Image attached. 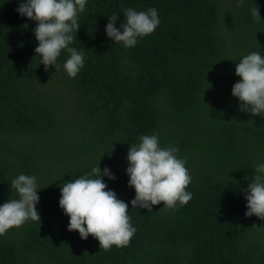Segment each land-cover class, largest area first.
Wrapping results in <instances>:
<instances>
[{"label":"trees","instance_id":"trees-1","mask_svg":"<svg viewBox=\"0 0 264 264\" xmlns=\"http://www.w3.org/2000/svg\"><path fill=\"white\" fill-rule=\"evenodd\" d=\"M18 2L0 0V203L17 197L18 173L35 175L40 222L0 235V264H264V219L244 215L243 194L264 160V114L240 110L230 92L235 63L264 55V0H88L71 44L84 52L75 77L39 63L36 21ZM129 6H155L160 23L125 48L104 26L117 14L119 27ZM154 132L185 160L189 201L129 205L136 231L123 247L68 230L60 185L107 166L115 179L101 178L128 202L126 152Z\"/></svg>","mask_w":264,"mask_h":264},{"label":"clouds","instance_id":"clouds-1","mask_svg":"<svg viewBox=\"0 0 264 264\" xmlns=\"http://www.w3.org/2000/svg\"><path fill=\"white\" fill-rule=\"evenodd\" d=\"M87 2L19 0L15 11L36 21L32 29L38 42L34 52L45 69L49 65L62 67L69 77H75L84 66L83 50H77L71 44L80 27L79 14L85 10ZM123 14L119 27L115 25L117 14L108 16L104 33L125 48L135 46L138 38L151 34L160 23L155 6L146 10L129 6L123 9ZM253 15L260 17L257 8L253 9ZM61 50L69 55L62 65H58ZM234 74L240 79L233 82L230 92L237 98L239 109L253 115L264 114V55L258 51L243 55L235 63ZM178 151L176 145L161 146L155 132L141 134L139 143L128 147L125 172L127 184L134 189V196L128 202L118 198L101 178L102 173L115 179L107 166L101 168L97 164L90 172L64 181L59 188L58 206L68 216L66 228L77 230L81 239H87L91 234L98 240V247L105 250L113 245L127 246L136 231L128 215L129 205L151 211L152 206L161 201L168 208H175L191 198L192 193L187 190L191 176L185 160L177 155ZM11 188L17 197L0 203V235L28 220L40 222L36 208L40 187L36 176L20 172L11 180ZM243 194L244 215L264 219V160L255 164L254 175L248 180Z\"/></svg>","mask_w":264,"mask_h":264}]
</instances>
